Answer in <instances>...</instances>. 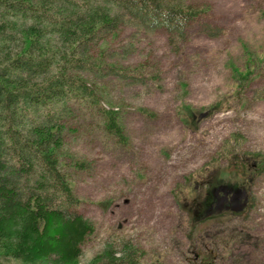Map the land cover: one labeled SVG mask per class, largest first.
Instances as JSON below:
<instances>
[{
    "label": "rangeland",
    "instance_id": "1",
    "mask_svg": "<svg viewBox=\"0 0 264 264\" xmlns=\"http://www.w3.org/2000/svg\"><path fill=\"white\" fill-rule=\"evenodd\" d=\"M186 2L209 11L175 45L124 16L86 49L89 62L143 70L141 82L74 71L117 111L128 143L102 130L92 106L63 120L59 168L92 227L73 264L125 245L143 251L139 264H264V0ZM204 22L218 35L202 34ZM233 154L242 165L229 163ZM0 263L42 264L1 247Z\"/></svg>",
    "mask_w": 264,
    "mask_h": 264
},
{
    "label": "trees",
    "instance_id": "2",
    "mask_svg": "<svg viewBox=\"0 0 264 264\" xmlns=\"http://www.w3.org/2000/svg\"><path fill=\"white\" fill-rule=\"evenodd\" d=\"M208 11L209 5L186 0H0V247L4 252L42 264H73L79 244L92 231L78 213L80 201L59 168L58 151L66 131L63 120L73 106L94 107L102 130L115 143H128L117 111L101 106L94 88L74 71L100 73L106 68L118 78L141 82L143 70L89 62L88 46L101 33L115 30L124 16L145 30H163L175 45ZM199 31L215 37L220 28L204 22ZM137 111L153 116L144 108ZM188 112L177 110L181 122ZM224 151L217 152L211 163ZM235 157L229 163L242 165ZM72 165L83 167L78 161ZM233 169L226 171L234 173ZM253 170L254 165H244L247 173ZM142 254L128 245L119 253L106 247L89 264H139Z\"/></svg>",
    "mask_w": 264,
    "mask_h": 264
}]
</instances>
